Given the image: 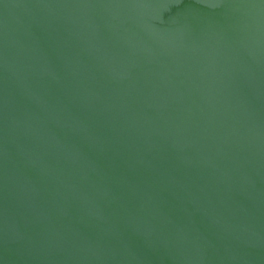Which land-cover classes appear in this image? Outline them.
Returning <instances> with one entry per match:
<instances>
[{"label": "water", "instance_id": "1", "mask_svg": "<svg viewBox=\"0 0 264 264\" xmlns=\"http://www.w3.org/2000/svg\"><path fill=\"white\" fill-rule=\"evenodd\" d=\"M0 264H264V0H0Z\"/></svg>", "mask_w": 264, "mask_h": 264}]
</instances>
